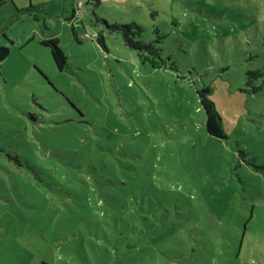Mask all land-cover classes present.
I'll list each match as a JSON object with an SVG mask.
<instances>
[{
    "label": "rangeland",
    "instance_id": "1",
    "mask_svg": "<svg viewBox=\"0 0 264 264\" xmlns=\"http://www.w3.org/2000/svg\"><path fill=\"white\" fill-rule=\"evenodd\" d=\"M77 1L0 0V264H264V0Z\"/></svg>",
    "mask_w": 264,
    "mask_h": 264
},
{
    "label": "trees",
    "instance_id": "2",
    "mask_svg": "<svg viewBox=\"0 0 264 264\" xmlns=\"http://www.w3.org/2000/svg\"><path fill=\"white\" fill-rule=\"evenodd\" d=\"M96 2H99V0H96ZM77 11V8L73 7L72 14L74 15ZM115 29H119V27H115ZM72 31L74 35L76 34V30L74 27H72ZM97 42L106 49V45L104 42V36L101 32L97 35ZM41 43L45 46L49 47L52 58L56 64V66L59 69H63L66 65V55L58 45V39L55 37H49L41 40ZM153 45V44H152ZM151 44H143L141 45L146 51L151 50L154 48ZM142 48V49H143ZM9 52V49L7 46L0 45V61L3 60ZM260 74L259 70H247L246 76H247V83L251 81L252 78H255L257 75ZM212 89L209 85H202L201 87L196 89V94L198 96V100L203 108L204 111V119H205V128L208 134L225 138L226 137V131L224 127L223 117L218 110L214 100L211 97ZM123 226L129 227L128 223H123ZM97 232V227L95 228ZM98 234V233H97ZM157 240H159V237H156ZM129 245V244H127ZM187 252H190L191 249H185ZM191 253V252H190Z\"/></svg>",
    "mask_w": 264,
    "mask_h": 264
},
{
    "label": "built area",
    "instance_id": "3",
    "mask_svg": "<svg viewBox=\"0 0 264 264\" xmlns=\"http://www.w3.org/2000/svg\"><path fill=\"white\" fill-rule=\"evenodd\" d=\"M81 4H82L81 1L78 0V1L76 2V4H75V7L78 9V6L81 5Z\"/></svg>",
    "mask_w": 264,
    "mask_h": 264
}]
</instances>
